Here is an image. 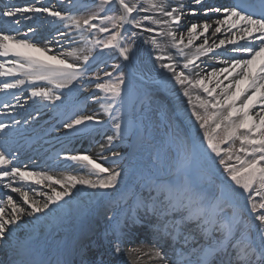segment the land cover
Masks as SVG:
<instances>
[{"label":"snow or ice","instance_id":"obj_1","mask_svg":"<svg viewBox=\"0 0 264 264\" xmlns=\"http://www.w3.org/2000/svg\"><path fill=\"white\" fill-rule=\"evenodd\" d=\"M190 3L200 6L205 16L210 13L221 14L222 18L214 22L212 35L215 36L226 27L230 34L227 41L220 40L218 44L209 46L205 38L203 44L195 46L191 55L185 53L184 49L192 46L194 39L208 33L212 25L207 22L199 26L191 23L187 28V43L183 33H180L178 39V31L186 16L194 17L200 13L197 8H186L183 3L172 6L170 0H99L96 5L99 11L86 16L64 14L54 7L6 6L0 11V17L8 18L17 26L22 19H32L24 14L44 13L54 21L64 23L66 28H74L81 33L85 30L90 33H107V36L104 39L86 41L83 46L70 48L64 53L49 55L52 49L48 45L53 41L42 37V42H37L29 38L27 33L34 35L37 31L34 27H28L24 36L0 31V57L5 58L0 61V77L12 78L10 81H0V92L21 89L24 86L29 89L30 98L50 102L55 110L59 107L56 102L62 103L66 95L73 93L76 82L87 71L86 65L95 59V49H115L124 61L132 60L133 45L140 33L132 32L126 38L125 25L154 33L145 43L150 42L157 50L155 60L160 67L172 72V79L177 84L182 87L187 85L183 94L188 97L189 105H193L191 89H201L206 94V98L196 95L192 112L202 132V139L193 135L190 141H172L177 158L176 171L179 173L183 170V178L176 182L151 179L145 184L149 189V197H140L136 201L138 207L151 212L158 219L172 214L179 215V219L166 222L163 229L159 225L154 226V232L158 236L163 231L172 238V255L159 246H153L147 251L134 249L129 254L135 253L137 260L140 256H147L153 264H213L217 257H222L220 264H264V108L252 115L257 104L264 105V0H234L229 6H205V0H190ZM117 4L119 14H100L113 11L111 6ZM141 12L153 15L139 18L133 15ZM145 22L155 27H146ZM198 27L202 29L199 32ZM157 36L166 37L170 46L184 57L185 69L194 66L200 56L207 55L225 43L237 45L232 51L247 53L248 58L224 61L229 66L218 70L213 68L207 74V82L204 77L192 79L183 71H175V63L166 51L167 46L162 45ZM60 39H68V33L57 29L55 42L58 43ZM239 41L245 43L239 44ZM165 60L169 62L163 63ZM112 69L103 72V78L94 74L96 92L91 97L94 103L99 104L100 112L107 120L101 119L98 112H87L79 105L71 110L62 109L58 112V123L63 134L71 133L75 138L91 136L99 131L97 126L111 123L114 135L107 136V144H100V153L97 154L100 160L105 161L107 158L102 153L111 150L108 146L114 140H122L133 124L130 121L126 126L123 119L126 98L130 99L134 92L132 82L119 71V65H113ZM225 73L224 80L233 77L227 84L219 80L220 75ZM213 79L216 80L215 87H209ZM15 99L16 105L5 103L4 108L22 107L19 104L20 97L16 96ZM30 119L36 117L30 116ZM28 122L24 121L25 124ZM19 124L20 121L15 118L11 124L0 122V133H4L6 129H14ZM54 130L61 131L60 128ZM209 151L215 158H219V165L227 175V179L217 185L216 192H209L198 183L201 164L213 161ZM162 155V151H158L157 159H162ZM97 156L90 155L89 151L65 155L64 159L79 166L84 174L65 172L57 178L45 171L22 170L13 162L10 149L0 150V183L7 180L4 187L17 193L23 202L21 204L14 200L12 195L0 198V246L11 247L13 254L20 257L10 260V264H50L42 260L25 259L35 249V237L26 233L24 238H20L17 232L22 226L30 224L34 228L42 218H55L58 213L64 212L65 207L80 192L81 189L77 186L92 189L93 194L99 196L107 195L109 190L114 191L120 186L125 176L124 170L105 166L98 162ZM120 156L121 153L113 151L112 163H116L115 158ZM233 160L235 163H231ZM45 181L50 192L41 193L43 200L29 195L30 182L40 184ZM55 185H59L61 190H57ZM238 189L242 191H237ZM153 192L154 196L151 195ZM241 198L246 200L247 209H250L249 218L245 217L246 209L242 210L237 204ZM53 205L55 208L50 207ZM226 209H230V213ZM129 221L132 224L137 223L135 216L126 217L124 223L117 222L112 229L113 249L116 254L122 252L121 243L125 235L123 229ZM189 223L194 224L199 233L211 237L212 243L188 252L177 249L175 244L181 237L185 246L194 240L190 233L185 234L183 231ZM217 232L218 236L215 235ZM192 255L196 257L194 261L191 259ZM56 264L72 262L67 259L57 260Z\"/></svg>","mask_w":264,"mask_h":264},{"label":"bare ground","instance_id":"obj_2","mask_svg":"<svg viewBox=\"0 0 264 264\" xmlns=\"http://www.w3.org/2000/svg\"><path fill=\"white\" fill-rule=\"evenodd\" d=\"M172 6L178 3L185 4L186 8H197L199 15L197 16H186L182 21V27L179 29L177 38L179 39L180 33L184 35V41L187 43V28L191 23H196L198 26L204 22L212 25L208 33L204 36H199L193 40L192 46L184 49L185 53L191 55L195 51V46L203 44L204 39L207 38L209 46L213 43L218 44L220 40L229 38V33L225 28H222L220 33L215 36L212 35V29L215 27V20L222 18L221 14L210 13L208 16L203 14V10L200 6L190 3V0H170ZM99 4V0H0V11H3L6 6H28L34 5L38 7H54L56 10L61 11L64 14L72 16H86L90 13H94L95 10L98 12L96 5ZM225 6V0H205V6ZM112 8V7H111ZM113 9V8H112ZM119 9V6H118ZM117 11V10H116ZM115 11V12H116ZM114 12V9H113ZM114 12V13H115ZM104 15V12L100 13ZM32 17V19L21 20L19 26L12 23L8 18L0 17V31L4 34H11L14 36H24L27 33L28 27H34L37 31L33 35L27 33L29 38L42 42V37L47 38L50 41L49 47L52 49V54L64 53L70 48H76L83 46L86 41L97 38L104 39L107 34L90 33L88 30L82 33L74 28H66L64 23L54 21L53 18L48 17L44 13L39 14H24ZM134 16L139 18L143 15H153V13H133ZM145 26H152L148 22H145ZM125 37H130L132 32H139V38L135 40L132 53V60L124 61L122 59V65L125 67L126 75L129 77L131 82L134 84L133 96L136 93H141V99L139 107L134 113V118L139 124V128L133 131L134 127L130 129L133 131V137L128 140L126 146H122L125 143L122 140H114L112 145L108 147L110 151H104L103 157L107 160H100L98 153H100V144H107V136L114 135L111 123L107 125L97 126L98 132L93 133L91 136H84L80 138L72 137L71 133L63 134V129L58 123L60 117L58 112L62 109L71 110L74 106L79 105L84 108L87 112H98L101 115V119L107 120L108 118L103 116L100 112L99 104L94 103L91 99L92 95L96 92L94 86L91 87L82 86L77 87L81 81L92 80L94 74H103L104 68H110L112 64L107 62L109 56L104 55V51L100 48L95 49L93 55L95 59L86 65V72H90L89 75L85 74L76 82V88L73 93L66 95L63 102H56L59 107L55 110L50 102L41 101L38 98H30L29 89L22 86L21 89L7 90L0 92V100H4L0 106V121H5L6 124H11L12 119L20 121L19 126L14 129H8L4 133H12L13 135H20L25 133L24 136H19V144L28 139L36 140V143L32 145L28 152H25L24 157L13 159V162L21 167L22 170L30 171H45L50 175L57 178L62 173L72 172L73 174H84L83 170L79 166L72 164V162L64 159L65 155L73 154L75 152L89 151L90 155L97 156L98 162L104 163L105 166L111 167L114 163L112 160V152L121 153L120 157H125V162L120 163L118 169H123L125 176L122 178L120 186L116 190H109L107 195L99 196L93 194L94 190L80 188V192L77 193L70 205L65 207V211L58 213L55 218H42L39 223L33 228L30 224L22 226L17 232V236L24 238L26 233H31L35 237V249L30 254L25 256V259H33L37 261L50 262V264H56L57 260H71L72 264H153L149 261L147 256H140L139 260L136 259V254H129L131 250L141 249L147 251L152 248L145 244L138 243L137 239L140 236V229L144 227H136L129 221L124 226V237L121 243L122 252L116 254L113 249L114 235L112 229L117 225V222L124 223L127 218H131L134 213H140L142 219L138 223L144 222L149 223L148 220L156 221L154 218H149L147 214L142 213L143 209L137 206V203H131V197L137 196L136 198L149 197V189L147 187H141L139 184V173L143 170L144 166L149 164L154 157V152L162 146L160 136L174 135L180 132V127H176L173 119L177 120L180 125L184 128L196 129L199 133V125L197 124L195 117L192 115L193 107L196 104L195 97L200 95L206 98V94L201 89H191L193 97V105H189L188 97L184 96V87L177 84L172 79V72L162 69L159 63L155 60L157 50L153 45L145 43V40H149L154 33H148L142 31V29L132 28L131 25L124 26ZM18 29V30H16ZM57 29L68 33V39H60L59 42H55L57 35ZM202 29L198 27V32ZM157 39L162 45L167 46L166 51L172 57V62L175 63V71H183L186 75L192 79L204 77L207 82V74L210 73L213 68L220 69L228 67L229 65L224 61H230L233 58L241 59L248 58L247 53L234 52L232 49L237 45L225 43L220 48H214L212 52L207 55H202L195 61L194 66H190L188 69L183 67L186 62L184 57L179 54L177 49L170 46L169 41L166 37H159ZM132 41H129L131 43ZM239 44H244L245 41H239ZM257 43L258 42H254ZM5 58L0 57V61ZM168 63L169 61H162ZM224 75L221 74L219 80L223 81V84L229 83L233 77H229L228 80H224ZM11 77H0V81L11 80ZM216 80L209 84V87H215ZM66 91V90H65ZM219 91V90H217ZM250 94V93H249ZM102 95V94H101ZM16 96L20 97L19 104L22 107H9L4 108V104L8 103L10 106L16 105ZM157 97L159 101H149L150 97ZM47 105V106H44ZM264 108V105L257 104L252 110V115L260 112ZM198 111H202L197 109ZM39 111V116H37ZM158 116H155V114ZM36 117V119H30ZM131 114H127L124 117L125 125L127 126L131 120ZM147 119V122H152V125H144L143 120ZM28 120V124L24 121ZM146 122V121H145ZM60 128L61 131L57 132L54 129ZM160 130V134L156 132ZM4 133H0V150L6 149L10 144L14 143L12 139L14 136L3 137ZM11 135V134H9ZM7 141V144L5 143ZM9 143V144H8ZM239 142H237V145ZM20 153H16L19 155ZM59 154V155H57ZM30 161L25 162L22 166L19 162L30 158ZM117 160V158H115ZM47 160V162L45 161ZM45 161V164L42 163ZM202 167L206 168L207 165L201 164ZM178 176V175H176ZM5 180L0 183V196L6 198L7 195H12L14 200L20 201L17 193H12L10 189L4 187ZM203 184V182H201ZM47 182L40 184L29 183L28 188L30 189L29 195L37 200H43L44 196L41 193L50 192V189L46 186ZM14 186L15 185L14 183ZM217 186V185H216ZM57 190H61L59 185H55ZM146 188V189H144ZM204 189L211 192L210 188L204 187ZM138 193V194H137ZM155 195V193H151ZM137 201V199H136ZM63 203V202H61ZM238 206L245 210V217H248L250 209H247L246 200L241 198L237 201ZM55 208V206H50ZM132 207V209H131ZM10 211V209H8ZM178 214H172L171 216H162L159 219L168 222L172 219H179ZM29 220L30 218H24ZM158 219V218H157ZM155 222V223H156ZM185 234H191L194 237V241L187 245L185 248L181 247V250L188 252L193 248L205 246V241L210 237H206L200 234L198 231L195 232V225L192 223L187 224L184 228ZM219 235V233H215ZM160 237V236H159ZM212 243V240H208ZM11 245V241L8 242ZM184 243V241L182 242ZM207 246V245H206ZM180 249V248H179ZM20 257L13 254L11 247L4 248L0 246V261L3 264H10V260H16ZM195 255H192L191 259L195 260ZM222 257H217L213 264H220ZM223 259H226L224 257Z\"/></svg>","mask_w":264,"mask_h":264},{"label":"rangeland","instance_id":"obj_3","mask_svg":"<svg viewBox=\"0 0 264 264\" xmlns=\"http://www.w3.org/2000/svg\"><path fill=\"white\" fill-rule=\"evenodd\" d=\"M118 4L117 5H112L111 7L114 9L113 11H109L104 13V15H113V14H119V9H118ZM97 10H95L96 12ZM99 11V9H98ZM110 27V25H109ZM107 34V33H105ZM104 34V35H105ZM98 36H96L95 38H97ZM105 38V36H104ZM108 54L109 58L107 60V62H109L110 64L113 65H119V71L123 72L124 75L129 79V77L126 75L125 72V67H123L122 65V58L119 57L118 51H116L115 49L112 50H104V55ZM112 66H110V68H104V72L105 71H112ZM90 72H86V76L89 75ZM100 76L103 78V74H100ZM130 80V79H129ZM94 78L92 80H83L81 81V83H79L77 85V87H82V86H87V87H91L92 85L94 86ZM133 85V89H135L134 84ZM127 99V103L124 109V115H123V119L124 117L127 116V114H131V120L133 122L132 126L134 127L133 131L136 130L137 128H139V124L136 122L135 120V116L134 113L137 110V108L139 107V102L141 99V93H136L135 96H131L130 99ZM149 101H159L161 99L157 98V97H150ZM155 116H158V114L156 113ZM146 121V122H145ZM147 119L143 120L144 125L150 124L152 125V122H147ZM174 123L176 124V127H180V132H177L174 135H166V136H160V141L162 142V146L159 149H156V151L154 152V157L152 159V161L149 162V164L145 165L143 170H140L139 173V184L141 185V187H145V184L148 183L151 179L154 178H158L161 180H165V181H170V182H176L177 180H181L183 178L184 175V171L181 170L179 173L176 171L177 168V158H176V153L173 149L172 146V141L176 140L178 142V140H188L190 141L191 137L193 135H197L202 139V132L199 133L196 129H189L184 128L181 129V127L183 128L182 125L179 124V122L175 119H173ZM133 131L130 129L128 134L122 139V142L125 143L124 145H122L123 143H120V139H117L120 143V145L122 146H126L128 143V140H130L133 137ZM156 132L158 134H160V130H156ZM178 138V139H177ZM238 146V145H237ZM222 147H227V145H222ZM205 149H206V145H205ZM158 151H162L163 155H162V159H157V153ZM209 156L213 157V161H206L205 164L207 165L206 168L204 167H200V171H199V175H198V183L201 185L202 188L204 187H208V189L210 188L211 192H216L218 191L217 186L219 185L220 182L222 180H226L227 179V175L223 172V168L220 167L219 165V158H215L214 154H212L210 151L208 152ZM125 162V157H118L116 160V163H114L113 165H111V167L113 168H117L119 167L120 163ZM231 163H235V160L231 161ZM178 175V176H176ZM213 182H210V179ZM201 182H203V184H201ZM229 183H231L229 181ZM233 187H235V185H233ZM237 191H242V190H237ZM227 212L230 213V209H226ZM201 234V233H200ZM211 238V237H210ZM212 240V239H211ZM210 242L205 243V246L208 245ZM146 245V244H145Z\"/></svg>","mask_w":264,"mask_h":264}]
</instances>
